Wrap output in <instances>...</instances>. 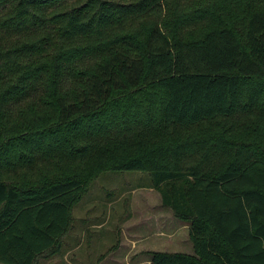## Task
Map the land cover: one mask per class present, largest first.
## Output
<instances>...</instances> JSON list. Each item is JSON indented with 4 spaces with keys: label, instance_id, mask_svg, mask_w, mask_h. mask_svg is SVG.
I'll use <instances>...</instances> for the list:
<instances>
[{
    "label": "trees",
    "instance_id": "1",
    "mask_svg": "<svg viewBox=\"0 0 264 264\" xmlns=\"http://www.w3.org/2000/svg\"><path fill=\"white\" fill-rule=\"evenodd\" d=\"M126 170L189 224L149 264H264V0H0V264Z\"/></svg>",
    "mask_w": 264,
    "mask_h": 264
},
{
    "label": "rangeland",
    "instance_id": "2",
    "mask_svg": "<svg viewBox=\"0 0 264 264\" xmlns=\"http://www.w3.org/2000/svg\"><path fill=\"white\" fill-rule=\"evenodd\" d=\"M158 196L161 199L151 187L148 172L101 173L73 207L72 226L61 250L40 257L37 264H136L137 253L129 247L127 236L135 229H145L144 220L150 213L147 204L157 203ZM135 219L142 222L131 227L129 221ZM188 249L186 245L181 248Z\"/></svg>",
    "mask_w": 264,
    "mask_h": 264
},
{
    "label": "crops",
    "instance_id": "3",
    "mask_svg": "<svg viewBox=\"0 0 264 264\" xmlns=\"http://www.w3.org/2000/svg\"><path fill=\"white\" fill-rule=\"evenodd\" d=\"M147 207L150 213L144 220L145 229L143 231H141L142 228L135 229L127 236L129 247L134 253H137L135 263L149 264L151 251L194 254L193 243L189 237V224L176 218L170 208L164 207L159 196L157 203L147 204ZM141 222V220L135 219L129 221V225L131 227L138 226ZM179 241L184 245L181 246ZM185 245L188 246V251L181 250ZM147 255L148 257H145Z\"/></svg>",
    "mask_w": 264,
    "mask_h": 264
}]
</instances>
